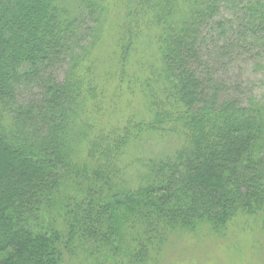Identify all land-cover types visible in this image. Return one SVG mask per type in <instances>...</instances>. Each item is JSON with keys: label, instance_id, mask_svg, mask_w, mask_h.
I'll return each mask as SVG.
<instances>
[{"label": "trees", "instance_id": "obj_1", "mask_svg": "<svg viewBox=\"0 0 264 264\" xmlns=\"http://www.w3.org/2000/svg\"><path fill=\"white\" fill-rule=\"evenodd\" d=\"M235 32L264 41V0H0V264H160L231 225L264 240V94L223 98L207 51Z\"/></svg>", "mask_w": 264, "mask_h": 264}, {"label": "rangeland", "instance_id": "obj_2", "mask_svg": "<svg viewBox=\"0 0 264 264\" xmlns=\"http://www.w3.org/2000/svg\"><path fill=\"white\" fill-rule=\"evenodd\" d=\"M118 18H121L119 7L112 5L103 22L111 27ZM243 32L244 30L241 33ZM111 33L113 34V29ZM239 34L232 33L228 41L215 38V42L208 47V55H211L213 68L224 83L223 98H248L251 95L261 98L264 94V41L261 38L259 40L258 36L261 37L263 34L251 35L247 43L240 39ZM110 52L111 46H104L100 55ZM65 71V66L58 67L57 77L60 80L63 79ZM19 94L22 100H30L37 93L23 91ZM160 143L153 140L151 150L157 153L158 145L167 147V144ZM71 192L77 194L73 190ZM59 211L60 209L54 212ZM201 231L198 229L196 233L176 237L160 264H264V259H251V255L256 252L255 243H264L259 230L231 225L222 240L216 239L211 242L203 237Z\"/></svg>", "mask_w": 264, "mask_h": 264}]
</instances>
